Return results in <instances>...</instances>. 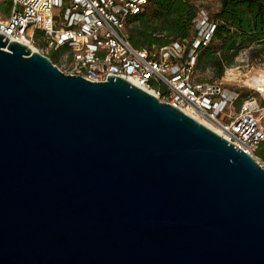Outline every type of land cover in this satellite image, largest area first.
<instances>
[{"label":"water","instance_id":"95a60500","mask_svg":"<svg viewBox=\"0 0 264 264\" xmlns=\"http://www.w3.org/2000/svg\"><path fill=\"white\" fill-rule=\"evenodd\" d=\"M0 264H264V166L0 33Z\"/></svg>","mask_w":264,"mask_h":264},{"label":"built area","instance_id":"2783aa9c","mask_svg":"<svg viewBox=\"0 0 264 264\" xmlns=\"http://www.w3.org/2000/svg\"><path fill=\"white\" fill-rule=\"evenodd\" d=\"M146 3L147 0H9V9L0 10V33L13 40L31 41L35 31L40 30L38 37L43 43L37 49L45 55L55 51V64L62 71L96 81L105 80L107 75L127 78L161 100L189 111L259 161L255 149L264 139V94L249 82L264 83V51L255 58L258 65L245 73V85L260 95L246 93L237 111L229 113L227 108L239 91L225 86L223 80L198 77L196 72L194 48L208 42L214 27L208 13L202 8L197 11L198 31L187 52V44L178 41L135 47L128 39L127 18ZM152 80L162 87L153 85ZM260 164L264 166V161Z\"/></svg>","mask_w":264,"mask_h":264},{"label":"trees","instance_id":"16d2710c","mask_svg":"<svg viewBox=\"0 0 264 264\" xmlns=\"http://www.w3.org/2000/svg\"><path fill=\"white\" fill-rule=\"evenodd\" d=\"M199 1L147 0L143 9L127 18V24L131 23L127 29L130 43L142 48L178 41L187 44V52L198 31L195 19ZM208 18L214 27L208 42L194 48L197 69L209 67L214 76L220 77L225 67L234 63L239 50L254 45L253 52L264 51V0H219L218 8ZM40 33L36 30L34 38ZM47 55L56 62L55 51ZM255 154L264 160V139Z\"/></svg>","mask_w":264,"mask_h":264},{"label":"rangeland","instance_id":"374dc122","mask_svg":"<svg viewBox=\"0 0 264 264\" xmlns=\"http://www.w3.org/2000/svg\"><path fill=\"white\" fill-rule=\"evenodd\" d=\"M9 5H10L9 0H3V2L0 4V10L1 11H7L9 9ZM218 6H219V0H200L198 2V10L200 8H202L208 14L213 13L218 8ZM130 24L131 23L127 24V29H128ZM202 31H203V29H202ZM31 42H33L34 45L38 49H40V47L42 45V40L40 37L34 38L33 40H31ZM253 46L254 45H250V46H247V47L239 50V52L235 56L234 63H232L229 66H226L223 74L220 77L214 76L213 70L209 67L198 68L196 71L198 77H201L203 79H208V80H223L225 86H228L229 88H235L236 90L239 91V95L237 98H235L234 102L232 103V106L227 108V111L229 113H235L237 111L238 106H239L242 98L244 97L241 95L242 92H244L245 95H246V93H249V92L253 93V94L260 95V93L257 90H254V89L247 87L245 85V80H246L245 79V73L251 67H256L258 65V61L255 58L258 57V55L261 53V52H256V51L253 52L251 49ZM236 65H238V66L236 69H234V76H238V77H235L233 79H226V78H228L226 75L227 70L230 67L236 66ZM262 66H263V64H261V67ZM151 82L153 85L160 87V82H158L157 80H152ZM256 89H258L262 94H264V85L261 87H258ZM257 157H258L260 162L264 161L259 156H257Z\"/></svg>","mask_w":264,"mask_h":264},{"label":"bare ground","instance_id":"6f19581e","mask_svg":"<svg viewBox=\"0 0 264 264\" xmlns=\"http://www.w3.org/2000/svg\"><path fill=\"white\" fill-rule=\"evenodd\" d=\"M21 42L25 43L26 45H28L31 49L37 48L33 42H31L28 39H22ZM227 77L229 78H235L238 76H234V70L228 69L226 72ZM264 76V75H263ZM238 79V78H237ZM253 87L255 86L256 88L261 87L264 85L263 82H249ZM188 113H190L189 111H186ZM197 118V117H196ZM201 120V119H200ZM202 121V120H201Z\"/></svg>","mask_w":264,"mask_h":264}]
</instances>
